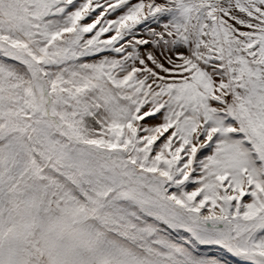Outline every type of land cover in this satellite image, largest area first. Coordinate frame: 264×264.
Returning <instances> with one entry per match:
<instances>
[{
    "label": "snow or ice",
    "instance_id": "snow-or-ice-1",
    "mask_svg": "<svg viewBox=\"0 0 264 264\" xmlns=\"http://www.w3.org/2000/svg\"><path fill=\"white\" fill-rule=\"evenodd\" d=\"M0 264H264V0H0Z\"/></svg>",
    "mask_w": 264,
    "mask_h": 264
}]
</instances>
